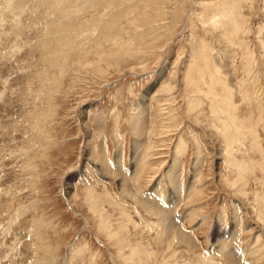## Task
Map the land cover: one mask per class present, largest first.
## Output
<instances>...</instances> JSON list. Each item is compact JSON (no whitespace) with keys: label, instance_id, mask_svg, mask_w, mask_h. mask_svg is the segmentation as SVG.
Masks as SVG:
<instances>
[{"label":"rangeland","instance_id":"374dc122","mask_svg":"<svg viewBox=\"0 0 264 264\" xmlns=\"http://www.w3.org/2000/svg\"><path fill=\"white\" fill-rule=\"evenodd\" d=\"M0 264H264V0H0Z\"/></svg>","mask_w":264,"mask_h":264}]
</instances>
